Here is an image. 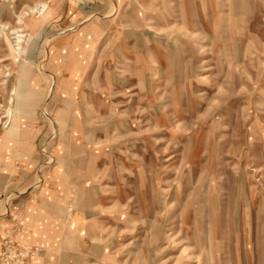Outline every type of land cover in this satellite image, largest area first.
<instances>
[{
  "label": "rangeland",
  "instance_id": "374dc122",
  "mask_svg": "<svg viewBox=\"0 0 264 264\" xmlns=\"http://www.w3.org/2000/svg\"><path fill=\"white\" fill-rule=\"evenodd\" d=\"M0 105V167L104 166L66 264H264V0H0Z\"/></svg>",
  "mask_w": 264,
  "mask_h": 264
},
{
  "label": "crops",
  "instance_id": "0c3cea01",
  "mask_svg": "<svg viewBox=\"0 0 264 264\" xmlns=\"http://www.w3.org/2000/svg\"><path fill=\"white\" fill-rule=\"evenodd\" d=\"M103 167L1 166L0 192L15 198L0 206V246L4 229H11L17 241L40 249L38 264H66L88 251L100 223L97 177Z\"/></svg>",
  "mask_w": 264,
  "mask_h": 264
},
{
  "label": "built area",
  "instance_id": "2783aa9c",
  "mask_svg": "<svg viewBox=\"0 0 264 264\" xmlns=\"http://www.w3.org/2000/svg\"><path fill=\"white\" fill-rule=\"evenodd\" d=\"M11 201H13L11 196L0 192V204ZM39 255V248L17 241L13 230L4 229L0 246V264H38Z\"/></svg>",
  "mask_w": 264,
  "mask_h": 264
},
{
  "label": "bare ground",
  "instance_id": "6f19581e",
  "mask_svg": "<svg viewBox=\"0 0 264 264\" xmlns=\"http://www.w3.org/2000/svg\"><path fill=\"white\" fill-rule=\"evenodd\" d=\"M45 7H46V6L44 5L43 8H45ZM31 11H32V10H31ZM33 11H35V10H33ZM45 11H46V10H45ZM43 12H44V11H43ZM19 16H20V15H19ZM19 16H18V17H19ZM18 17H17V18H18ZM17 40H18V39H17ZM17 43H18V42H17ZM15 45H16V44H15ZM17 51H18V50H17ZM21 85L23 86V84H21ZM13 91H14V90H13ZM12 94H13V93H12ZM9 96H10V95H9ZM0 107H1V105H0ZM8 108H9V106H8ZM10 113H11V112L9 111V112H8V116H9V117H10ZM6 116H7V115H6ZM7 123H8V122H7ZM8 127H9V125H8ZM0 136H1V134H0Z\"/></svg>",
  "mask_w": 264,
  "mask_h": 264
}]
</instances>
